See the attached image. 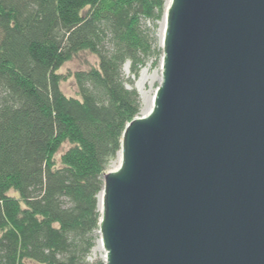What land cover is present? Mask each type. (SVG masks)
Instances as JSON below:
<instances>
[{"label": "water", "instance_id": "water-1", "mask_svg": "<svg viewBox=\"0 0 264 264\" xmlns=\"http://www.w3.org/2000/svg\"><path fill=\"white\" fill-rule=\"evenodd\" d=\"M152 109L104 172L106 264H264V0H170Z\"/></svg>", "mask_w": 264, "mask_h": 264}, {"label": "trees", "instance_id": "trees-1", "mask_svg": "<svg viewBox=\"0 0 264 264\" xmlns=\"http://www.w3.org/2000/svg\"><path fill=\"white\" fill-rule=\"evenodd\" d=\"M166 7L0 0V264H90L103 174L141 113L124 68L138 78L150 61L159 65ZM84 51L98 64L75 72L79 94L68 96L60 69Z\"/></svg>", "mask_w": 264, "mask_h": 264}, {"label": "rangeland", "instance_id": "rangeland-1", "mask_svg": "<svg viewBox=\"0 0 264 264\" xmlns=\"http://www.w3.org/2000/svg\"><path fill=\"white\" fill-rule=\"evenodd\" d=\"M162 22V19L159 22V27ZM158 39H159V28H158ZM160 45V44H159ZM161 47V45H160ZM162 60V59H161ZM98 64V58L97 56H94L93 54L84 51L76 56H74V59L71 61L66 62L60 69V73L62 75L66 76V80L62 83V90L64 93H66L68 96L76 97L79 93V89L77 88V81L74 77L75 72L77 71H85L88 69H91L92 67H95ZM126 65L129 66L128 70L126 69ZM125 65L124 73L127 80L131 79L133 80V85L129 82L127 83V87H135L137 88L140 98H141V111L152 109L153 102H154V95L156 90L159 88V85L162 81V64L161 61L159 62V65L153 64V61H150L147 66H145L141 72L138 78L131 76L130 74V65L129 62ZM141 116V113L140 115ZM70 146V144H66L62 149H60L56 153V159L58 163L60 162V159L62 157V153L67 150V148ZM120 162L118 160V156L113 159L110 163V166L106 170V172H109L111 170L117 169L120 167ZM115 164V166H114ZM14 195V193L12 192ZM100 238V234L97 239ZM97 239L96 244L97 245ZM94 246V247H95ZM93 247V248H94ZM103 251H105L103 249ZM91 255L88 258V263L90 264H100V262H105V258L102 257L101 253L94 254L93 249L91 251ZM106 254V251H105Z\"/></svg>", "mask_w": 264, "mask_h": 264}, {"label": "bare ground", "instance_id": "bare-ground-1", "mask_svg": "<svg viewBox=\"0 0 264 264\" xmlns=\"http://www.w3.org/2000/svg\"><path fill=\"white\" fill-rule=\"evenodd\" d=\"M169 3H170V0H167V5H169ZM166 23H167V20L165 19V18H163L162 19V22H161V24H160V27H159V42H160V45L162 46L163 44H164V42H163V39H164V36H165V27H166ZM128 68H129V66L128 65H126V69L128 70ZM151 109H149V110H142L141 111V116L143 115V114H147L149 111H150ZM121 158H122V155L121 154H119L118 155V160L119 161H121ZM114 166H115V164H114ZM98 197H99V202H98V208H100V211H102V206H103V193H100L99 195H98ZM97 245L93 248V252H94V254H98V253H101V255H102V257L103 258H105L106 257V254H105V251H103V243H102V240L99 238V239H97Z\"/></svg>", "mask_w": 264, "mask_h": 264}]
</instances>
